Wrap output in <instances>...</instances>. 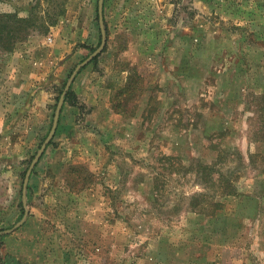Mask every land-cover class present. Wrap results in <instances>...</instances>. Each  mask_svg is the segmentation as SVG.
<instances>
[{
	"label": "rangeland",
	"instance_id": "1",
	"mask_svg": "<svg viewBox=\"0 0 264 264\" xmlns=\"http://www.w3.org/2000/svg\"><path fill=\"white\" fill-rule=\"evenodd\" d=\"M103 15L24 206L98 0H0V264H264V0Z\"/></svg>",
	"mask_w": 264,
	"mask_h": 264
},
{
	"label": "water",
	"instance_id": "2",
	"mask_svg": "<svg viewBox=\"0 0 264 264\" xmlns=\"http://www.w3.org/2000/svg\"><path fill=\"white\" fill-rule=\"evenodd\" d=\"M103 2L104 0H98V18H99V25H100V31H101V41L99 46L85 59L83 60L81 63H79L71 72L63 90L61 95L59 96L56 108H55V112H54V116H53V121H52V125L50 128V131L48 133V135L46 136L45 140L43 141V143L41 144L39 150L37 151L35 157L33 158V160L31 161L25 177H24V181H23V187H22V201H23V205L25 206L26 204V187H27V183H28V179L31 173V170L33 168V166L35 165V163L37 162L38 158L40 157V155L42 154L43 150L45 149L46 145L49 143L50 139L52 138L55 130H56V126L58 123V119H59V115H60V111H61V107L62 104L64 102V95L66 93V91L69 89L70 84L72 82V80L74 79L77 71L80 69V67L82 65H84L85 63H87L89 60H91L92 58H94L104 47L105 43H106V33H105V27H104V22H103ZM26 210H25V214L23 219L25 218L26 215Z\"/></svg>",
	"mask_w": 264,
	"mask_h": 264
},
{
	"label": "trees",
	"instance_id": "3",
	"mask_svg": "<svg viewBox=\"0 0 264 264\" xmlns=\"http://www.w3.org/2000/svg\"><path fill=\"white\" fill-rule=\"evenodd\" d=\"M104 2H105V0H104ZM103 2V3H104ZM103 19H104V15H103ZM96 59V58H95ZM131 79H128V81L126 82V84L123 86V89H122V91H124V92H126V91H128V89H129V85H130V83H131V81H130ZM58 97L59 96H57V99H58ZM75 94H74V92L71 90V88H69L67 91H66V93H65V95H64V101H68L69 103H75ZM70 168V170H72V171H75V170H78V171H80L79 169H81V166H79V165H72V166H70L69 167ZM27 189H28V186H27ZM26 195H27V193H26Z\"/></svg>",
	"mask_w": 264,
	"mask_h": 264
}]
</instances>
